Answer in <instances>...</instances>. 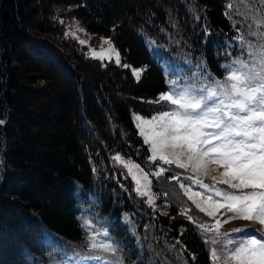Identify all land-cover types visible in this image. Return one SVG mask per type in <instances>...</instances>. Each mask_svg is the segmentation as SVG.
<instances>
[{"label": "trees", "instance_id": "1", "mask_svg": "<svg viewBox=\"0 0 264 264\" xmlns=\"http://www.w3.org/2000/svg\"><path fill=\"white\" fill-rule=\"evenodd\" d=\"M66 13L111 38L129 67L89 56ZM262 19V0H0V264H212L221 245L195 206V222L179 214L194 204L170 189L171 170L154 175L156 187L168 179L165 215L114 155L153 173L159 160L133 112L170 108L155 101L172 80L200 87L251 61ZM131 64L143 66L139 78ZM96 231L115 254L90 249Z\"/></svg>", "mask_w": 264, "mask_h": 264}, {"label": "snow or ice", "instance_id": "2", "mask_svg": "<svg viewBox=\"0 0 264 264\" xmlns=\"http://www.w3.org/2000/svg\"><path fill=\"white\" fill-rule=\"evenodd\" d=\"M259 24L264 26V19ZM253 35L264 41V32ZM105 42L111 45L110 40ZM80 43L86 41L80 40ZM248 49L251 61L237 59L225 65L227 75L224 80H213L211 84L205 83L200 87L180 85L172 80L169 82L171 89L161 93L155 101L168 102L171 107L149 119L139 115L135 117L140 134L150 145L151 160L159 159L181 169L190 168L197 176L209 177L213 182L206 184L201 179L195 180L200 187L212 193L207 196L191 191L183 183L180 185L200 212L215 219L214 226H199L204 232L214 234L211 244L221 245L210 249L212 264H264V230L236 228L231 231L244 235L239 239L226 240L223 237L230 234L221 231L223 223L235 219L264 227V42L258 49L249 44ZM109 52H115V49L110 47ZM115 56L119 64V53L115 52ZM142 71L133 69V74L139 78ZM3 123L0 120V124ZM145 126L149 131H145ZM114 159L128 168L136 181V191L142 196L148 195V191L141 189V180L145 181L144 189H148L151 183L148 173L143 172L139 165L124 161L120 155ZM134 168L142 176H137ZM165 171L161 168L155 175ZM217 184L227 187L219 188ZM149 203H154V199L150 198ZM222 209L225 210L224 219H216ZM188 219L195 222L191 216ZM82 226L94 227L90 220H85ZM101 235L107 237L108 233L96 231L88 236L90 249L115 254L117 248L110 238L108 241L97 240ZM81 259L102 257L85 256Z\"/></svg>", "mask_w": 264, "mask_h": 264}, {"label": "rangeland", "instance_id": "3", "mask_svg": "<svg viewBox=\"0 0 264 264\" xmlns=\"http://www.w3.org/2000/svg\"><path fill=\"white\" fill-rule=\"evenodd\" d=\"M57 8L61 10V9L67 8V6L64 5V4H58ZM60 19L65 23V28H66V30H67V32L69 34L73 35V33H74L73 36H75L79 40V42H80V40L86 41V43H84V44L81 43V44L85 45L84 50L89 56H92V57H95V58H99V59H102V60H104V59L105 60H113V61L116 62L115 52H118L119 56H120V63L119 64L129 65L127 62L122 60L120 49L115 45V43L113 42V40L111 38H109L108 36H104V35L94 36V34L91 31L87 30L84 27V25L82 24L80 19L77 18L73 14H69V13L61 14L60 15ZM80 29H83V30L81 31ZM108 40L111 41V45H109L108 43L105 42V41H108ZM110 47L114 48L115 52H109V48ZM93 52H95V55L93 54ZM130 66L132 68V71H133V69H143L142 65L131 64ZM142 72H141V74H142ZM166 92H168V91H166ZM163 93H165V92H163ZM164 110H168V109H163V110L156 111L152 115H143V114H141L138 111H134L133 112V116H134L136 124H138V121L135 118L137 115H139V116H141V117H143L145 119H149L152 116L158 115L161 111H164ZM139 131H140V129H139ZM145 131H149L147 126H145ZM149 147H150V145H149ZM150 151H151V148H150ZM117 155H120L123 158V160L126 161V162H131V163L139 165L140 169H143V172L148 173V180L151 182L149 187H148V189H144L143 188V185H144L145 181L141 180V189H142V191H148V193H149L148 195H144V196L146 197L148 203H149L150 198L154 199V203H152V204L149 203L153 208L159 209L160 212H162V213H169V210L171 209L170 199L167 198L166 196L163 199H161V195L162 194H164V193L168 194V192L170 191L166 187L168 179L162 177L165 180H163L161 178L162 181L161 182L158 181V183H156V185H158L159 187H156L155 186L154 176L150 173L149 170H147L145 167H143L137 160H135V159H133L131 157H128V156H126L125 154H123L121 152H115L114 156H117ZM151 155H152V153H151ZM213 167H215V166H213ZM161 168H164L166 170L167 169L171 170V173L168 176H170L172 178L178 177V179H177L178 183L170 181L168 183V186L170 187V189L175 191V193H177V194L182 191V194H179V197L180 196L181 197L184 196V198H188V196L185 195V188H181V186H180L181 183H183L186 188H190L191 191H193V192H201V193H204L205 196L212 194V193H210V192H208V191H206L204 189H199V188L193 187L189 183V181H187V179H189V177H191V179H193V180L201 179L206 184H212L213 182L211 181V179L209 177L197 176V174L193 173L190 168L181 169V168L177 167L175 164H173V165L164 164V162L161 161V160H159L158 166L154 168V173L155 174L158 173ZM127 170H128V168H127ZM221 171H222V169H221ZM128 172H129V170H128ZM133 172H136L137 176H142V173L138 169L134 168ZM129 174L131 175V177L133 179L132 174L131 173H129ZM213 174L215 175V174H218V173H213ZM134 183H135V189H136L137 184H136L135 180H134ZM216 186L219 187V188H226L227 187L226 185H221V184H217ZM169 195H170V193H169ZM197 199H199V197H197ZM191 203L194 204L193 202H191ZM185 205H187V207L180 208L179 214L182 215V216H186V217H189V216L193 217L192 213L190 212V207L191 206H195V204L189 206L188 203H185ZM224 211L225 210L222 209L220 211V213L217 214L216 219H222L223 220L224 219V216H223ZM199 213H200L201 216L197 215V219H199V220L203 219L202 220L203 224H206L208 226H214L215 225V219L214 218L208 217L203 212L199 211ZM239 227L240 228H244V229L264 230V227H262L258 223L251 222V221H246V220H241V219H235V220H232V221H230L228 223H223L221 231L222 232H227V233H229L231 235L232 234L231 230L239 228ZM223 239L225 240V237H223ZM226 239H228V238H226ZM220 247L221 246H219V248Z\"/></svg>", "mask_w": 264, "mask_h": 264}]
</instances>
